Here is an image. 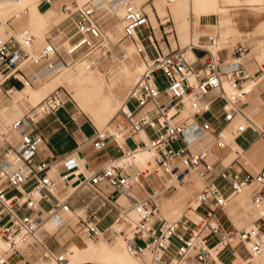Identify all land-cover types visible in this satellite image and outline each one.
<instances>
[{
	"label": "built area",
	"instance_id": "obj_1",
	"mask_svg": "<svg viewBox=\"0 0 264 264\" xmlns=\"http://www.w3.org/2000/svg\"><path fill=\"white\" fill-rule=\"evenodd\" d=\"M173 1L166 0L168 4ZM113 3L123 8L121 39L134 43L142 70L118 111L127 125L113 133L106 128L95 129L93 136L82 144L100 151L111 140L121 149L124 139H132L146 128L151 136L146 141L139 139L130 150H121L119 158L107 161L87 176L78 166L77 149L48 162L39 156L43 139L34 124L42 115L63 108L65 101L58 88L12 123L9 131L13 137L5 138L0 133V243L6 244L5 249L0 247V264H7V256L28 245L39 247L41 259L48 264H68L64 255L50 251L38 234L53 236L72 219L80 237H102L107 242L121 237L127 252L137 259H146L147 264H186L190 259L206 264L236 240L246 247L250 258L258 257L264 251V164L253 174L235 166L243 154L236 140L245 132L250 131L264 142V117L255 120L243 109L252 91L246 90L243 83L249 78L252 87L261 84L264 60L249 75L238 61L248 55L247 47L242 43L231 46L229 57L235 62L220 59L219 53L226 50L214 47V36L209 37L208 48L188 44L162 53L152 46L155 55L150 57L133 36L139 28L148 27L147 13L127 0ZM98 10L92 2L83 3L75 11L64 7L67 18L77 16L73 35L76 40L67 52L64 50L70 63L49 37L37 55L29 52L34 36L25 29L0 37V97L16 91L14 84L4 89L10 81L20 82L23 87L29 84L27 79L26 83L20 80L21 66L26 62L43 64L47 71H60L64 65L85 58L87 67L96 66L98 59L94 55L103 56L111 51V42L97 19ZM166 23L172 24L168 17ZM194 49L203 51V56L196 58ZM261 87L258 101L264 111V85ZM211 91L217 92L215 100L223 101V105L220 116L211 114L205 118L214 100L205 104L201 100ZM130 102L134 103L132 109L128 107ZM187 107L190 113L180 117ZM139 112L142 115L135 119ZM235 120L238 122L231 133L236 147H232L224 141L222 132ZM212 121L218 124L213 125ZM174 144L178 147L174 148ZM143 150L152 154L151 171L130 162L134 153ZM226 150L235 157L223 164ZM150 164L147 161V166ZM59 165L63 169L60 173L56 170ZM190 170L198 171L201 189L179 219L167 221L160 215L159 199L175 189L174 182L180 183ZM150 176H164L161 190L151 189L138 196ZM246 186L253 187L250 204L256 216L248 227L221 233L216 212L223 210L230 197ZM42 202L48 205L47 209L41 207ZM109 217V223L100 228ZM48 221L56 223L55 231L44 228ZM171 248L175 254L167 258Z\"/></svg>",
	"mask_w": 264,
	"mask_h": 264
},
{
	"label": "crops",
	"instance_id": "obj_2",
	"mask_svg": "<svg viewBox=\"0 0 264 264\" xmlns=\"http://www.w3.org/2000/svg\"><path fill=\"white\" fill-rule=\"evenodd\" d=\"M100 1H102V0H98L95 2H100ZM111 1L113 3L115 0H110L109 2H111ZM127 1L131 2V0H127ZM135 1L138 2L139 4H142V6H143V2L145 0H135ZM146 2H149V0H147ZM215 2L218 6H226V7L230 6L228 0H215ZM69 3H72V2L70 0H40L37 3V6H36L37 11L43 16V20H44V24L39 28L38 32L41 35V37L43 38L44 43H43V45H41V43H38L37 47H33L34 41H36V39L34 37L33 43L29 49V52L31 54L37 55L40 52V50L47 44L46 37L51 38V40L53 42L54 40H53V37H51V36L53 35L54 32H57V36L59 37L58 42H54V43L56 44V46H58V52L60 53V55L62 54V52H61L62 48L59 45V43H61V40H65L63 42L62 46L64 44L70 45L76 40V38L73 37V35H74V21L76 20L77 16L74 14V15H71L69 18H67L65 16L64 11H63L64 7H69L70 10H72V11L76 10V8H77L76 3L75 4L73 3L75 8H71L68 5ZM93 4H96V3H93ZM142 6H140L139 8H141L146 13H147L146 7H149L151 13H153L152 16L154 18V21L157 23H156V27H154L152 24V21L150 20V17L148 16V18H149L148 27H142V28H139L137 31H135V34H134L135 43L144 47L146 54L150 57L155 55V52H154L152 46H154L156 49L160 50V52H162V53H166L172 49L180 47L178 44V40L177 39L175 40V38H174V34L171 35L172 39H173V43H174L172 46V43L170 41V35H168V32L172 31L171 26H170L171 29L167 32L165 31V28H164V26L168 24V23L164 24V21H165L164 19H166V17H168L170 19V21L172 22V24H171L172 26L174 23L173 19H172V15L169 11V8L167 7V9H165L166 13L164 16L159 17L156 7H151V6L145 5L143 8ZM153 10H155V12ZM201 14H203V13H201ZM204 17H208V16H206V15L200 16L199 15L198 22L201 21V18H204ZM161 19L164 21H161ZM205 26L208 27V26H213V25H210L209 23H207ZM47 27H50L52 30H55V31L51 32V34H49L47 36H44L45 35L44 30ZM161 29H163V32H161ZM20 31H18V32H20ZM158 32L160 33L159 36H157ZM179 40H180V44H184L183 40H182V35H180ZM114 46L112 44H110V47L113 48ZM230 51H231L230 49L223 51V52H225V57L223 59L229 58V60L231 62L232 61L234 62V60H232V58L229 57ZM192 53L194 54V56L196 58H201L204 54L203 51L197 50V49H194V51ZM238 61L241 62L242 59H240ZM244 62H246V61H244ZM55 63H56V61H55ZM195 67L199 68V64H196ZM27 68H30L32 70V72L30 74L26 75L24 72V69H27ZM45 72H47V70L43 64L38 66L36 64L26 62L25 64H23L21 66V73H22L23 77L22 78L19 77V78L22 82H25L26 79L29 80V86H30V85H33L34 83L40 81V79L42 78V76ZM58 72H60V71H58ZM11 82H12L11 84H14L16 87H19L21 84L20 82H17V81H11ZM250 83H252V85H253L252 80H250L248 78L245 80L243 85L248 86ZM261 85H264V79L261 80V84H257L255 87L251 86L252 91H251V94L249 96V102L246 105H243L244 111L247 112L250 115V117H252L253 119L258 120V121L262 120L264 117V111L260 107L259 101H258V94L262 89ZM225 88H226V91H228L226 86H225ZM23 89H24V87L21 90H23ZM21 90H16V91H21ZM40 95H42V94H40ZM25 97H26V101L30 105L32 100H30V98H27L26 95H25ZM216 97H217V92L211 91L206 96H204L203 99L201 100L202 104H205L207 102L214 100L213 104L211 105L210 114L209 113L205 114L204 115L205 118H210L211 114H213L215 116H220L221 106L223 105V101L215 100ZM27 111H29V108ZM59 111H61V110H59ZM26 112L24 111L20 116L13 114L10 116L11 117L10 120L14 121V118L16 120V119L20 118L21 116H23V114H25ZM57 113L50 114V115H54L55 118L52 121L47 122L43 126V128H38V124L41 123L43 120H45L50 115L41 118L40 120H38L34 124V128H35L36 132H38L42 136V139H43L42 144L39 146V151H38L39 156L46 159L48 162L53 161L55 158L58 159L64 155H66L67 153L77 149L78 150L77 156L79 159L78 160V166L80 167V170L82 171L83 175L87 176L90 171L96 170L97 168H99L103 164H105L107 161L119 158L121 156V153H122L121 150H123V151L130 150L134 146L133 145L132 147H129L126 144L127 140H129V138L124 139V142L121 145V149H119L115 145V143L110 140L103 150L95 151L92 149V147L89 144H85V145L82 144L83 141L89 140L93 136L95 130H93V129L90 130L89 127H87L88 129L86 132L84 122L78 121L74 117V115L66 113L63 115V117L60 118L59 116H57ZM189 113H190V110L187 107L183 110L180 117H185ZM141 115H142V112L135 114V119H138ZM13 121H10V122L5 121V120L2 121L3 124L6 125L7 129L5 130V132L0 131V133L4 134L5 138H10V137H13V135H14V134H12L11 131H9L10 125ZM237 122H238V120H235L232 123L228 124L226 129L223 131V135L229 134V132H230L229 129H231L232 127L234 128V126L236 125ZM218 123H219V120H218ZM218 123L215 121H212L213 125H217ZM126 125L127 124L122 121L121 116L118 113H116L109 120V122L106 124L105 128L108 130V132L113 133L115 131L122 130ZM150 136H151V133L147 134L146 129H144V131L142 133L135 135L132 138V140L134 141V144H135V142H138L139 139L146 141L147 139L150 138ZM254 137L255 138L253 139V141H251L249 143V145H247L246 147L239 146L237 143V140H236V145L243 151V154H242V158L238 160V164H236L235 168L243 170L245 172L247 171L251 174L256 173V172H254V168L261 164V158L260 159L258 157L253 158V155H254L253 150L260 146L259 145V139H257L255 135H254ZM234 144H235L234 142L231 143L232 147H235ZM108 147H110V149H112V151L118 152V154L116 156H112L110 154L109 149H107ZM143 153H145V152L135 153L133 155L132 159H130V162L135 164L137 167H139L141 169L148 167L149 171H151L152 166H153L152 154L150 153V154L143 155V156L139 155V154H143ZM230 154H231V156H228V157H226V155H225V157L223 159V164L224 163L226 164V163L230 162L232 159H234L235 155L232 152ZM220 155L222 156V155H224V153L221 152ZM147 161H151V164L149 166H147ZM56 170L59 173L63 171V169L60 165L58 166V168ZM52 175L55 176V174H52ZM151 178H153V177L147 178V180H146L147 186H145L144 191H138V196H140V197L143 196L145 193H148L151 189L152 190H161L162 185H163L164 176H162V178H157V177L153 178V179H155V183L150 182ZM58 189L59 190L61 189L60 185H59ZM245 191L246 190H244L243 192H240L241 197L243 199L245 197L243 194ZM77 203H79V201ZM162 209L167 213V215L173 216V217L176 216L178 214V208L176 207V197L168 199L167 201H165L162 204ZM215 216H216L218 223L220 224V232L221 233H226V232H229V231L233 230L234 228H236L232 225L231 226L229 225V223H231V220L229 219L228 215L225 213L224 209L217 211ZM179 217L176 219H179ZM65 219H67V218H65ZM164 219H166V218H164ZM110 220H111V217L104 220V222L102 223L101 226L107 225ZM238 220H239V218H238ZM47 223H49V222H47ZM73 223H74V220L72 219V220H70V223H68V226H66V228H68L67 231L69 232L68 233L69 237L66 239L61 235V231L63 229H60L61 231L59 230L60 232L58 231L53 236H51L49 234H45L43 232H40L38 234V238L40 240H42L45 243L46 247L50 251H52L53 253L64 255L66 248H67V245H69L70 243L74 244L77 247H82L85 245V241H84L85 238L80 237L76 233V228L73 226ZM45 225H44V227H45ZM55 225H56V223H55ZM100 238L104 239L102 237H99V238L90 239V240H97ZM74 239L81 240V244L80 245L76 244L74 242ZM87 239H89V238H87ZM22 247L26 248L27 254H24L20 251L22 249ZM174 254H175V249L171 248L167 258H172L174 256ZM253 259L254 258H250V256L248 255L246 247L241 242L236 240V241L230 243L218 256H215L212 260H209L206 264H264V251L258 257H256L254 260ZM6 261H7V264H38L41 262L43 264H48V262L43 261L41 259V249L39 247L33 246V245L19 247L17 250V253L10 255V256H7ZM76 264H94V263L87 261V262H80V263H76ZM186 264H199V263L194 259H190V260H188V262Z\"/></svg>",
	"mask_w": 264,
	"mask_h": 264
},
{
	"label": "rangeland",
	"instance_id": "obj_3",
	"mask_svg": "<svg viewBox=\"0 0 264 264\" xmlns=\"http://www.w3.org/2000/svg\"><path fill=\"white\" fill-rule=\"evenodd\" d=\"M40 0H38L34 5H35V11H37V3ZM72 3H69L68 5L71 8H75L74 4L76 3V6L79 7L81 4H83L84 2H93L96 3L99 10L96 12L97 15V19L99 20V23L102 27L103 32L107 35L109 41L111 42V44L114 46L116 44H125V45H134V43L132 44L131 41L129 40H123L121 39V22H120V18H121V9L120 12L118 14H115L113 11H109V9L107 8L108 6V2L110 0H102L100 2H95V0H70ZM147 0H145L143 2V6L142 4H139L138 2H136L135 0H131L132 4H134L137 7L142 6L144 8L145 5L151 6V7H155L156 3H159L160 5H162V10H163V14L160 15V13L158 12L159 17H162L165 15L166 11L165 9H167V7L169 8V11L172 15V12L170 10V6L169 4H166L165 1L163 0H159V1H155V0H149V2H146ZM74 3V4H73ZM151 4V5H150ZM202 9H204V11L206 13L200 14V16L202 15H206L208 17H204L201 18V21H199V24H201L198 28H195L194 31H196L198 33V38H197V42L199 46L203 47V48H208L210 45V41H209V37H215L214 41H215V48H219V49H231V46L234 44H238V43H242L244 44L245 47H247V53L248 55L245 58H242V63L243 65L246 67L247 70V74L252 75L253 72H255V70L257 69V65L262 63L264 60V57H261V48L264 47V27L260 28L259 24L261 21H264V10L258 9V6H241L240 8H242V10L238 11V12H234L236 14L231 15L230 18H232V23H231V27L232 32L231 35L230 33L228 34H220L219 30L215 27H206L205 25L207 23H209L210 25H216L217 23V18H219L218 15V11H217V4L215 3V7L212 8V12L209 13L210 11V7L207 5H202L201 6ZM105 10V11H104ZM145 10V9H144ZM146 11V10H145ZM155 12V10H153ZM215 11V12H214ZM39 13V12H38ZM59 13V12H58ZM168 13V12H167ZM217 13V14H216ZM40 14V13H39ZM115 14V15H114ZM148 16L151 17L152 15H150L149 12H147ZM41 15V14H40ZM42 16V15H41ZM26 16H18V17H12L10 19H8L5 23H2L0 21V33H2L0 35L1 38L6 37L9 34H16L18 31L26 29L28 30L32 35H34L36 41H34V45L37 44V41H39L38 39H43L41 37V35H37L35 34L29 27V22L27 20V18H25ZM43 17V16H42ZM63 17V16H62ZM172 19H173V15H172ZM165 20V19H164ZM161 19V21H164ZM174 22V19H173ZM175 23V22H174ZM173 23V26L171 24H167L164 26L165 31H169L172 28L171 32H168V35H170V41L172 43L173 46V39H172V34H174V38L175 40H178V44L180 47H184L186 45H188V42H185L184 44H180V35H185V31L180 29L177 24ZM171 26V28H170ZM2 31V32H1ZM55 30H52L50 27H47L44 30L45 35L47 36L49 34H51V32H54ZM220 31H225V28H221ZM161 32H163V29H161ZM55 33V34H54ZM53 35L51 37H53V42H58V36H57V32H54ZM193 33V32H192ZM159 32L157 34V36H159ZM241 36V37H240ZM224 38V39H223ZM219 39V40H218ZM224 40V42H223ZM65 40H61V43H59L60 47L62 48V57L63 59L70 63V57L64 53V47L66 46V44H63ZM44 41L42 40L41 45H43ZM224 43V46H222L221 44ZM227 43V44H226ZM33 45V46H34ZM135 47V45H134ZM112 48V47H110ZM114 48V47H113ZM112 48V49H113ZM226 48V49H225ZM102 54H95L94 56L98 59L97 61V65L89 68V70H91V73L93 75H97V74H101L103 75L105 81L109 82H113L114 86H117L118 84H120L123 79H124V71L121 69V65L119 62L115 61L112 57H111V51L108 54H105L103 56H101ZM225 57V52L221 51L219 53V58L223 59ZM134 59L136 63L140 64V59L136 54V51H134ZM89 60V59H88ZM86 58L82 59L80 61H75L73 64L67 66L64 65V68H61L60 73H62L63 70L65 69H73L74 67H78V65L80 63L86 62ZM246 61V62H244ZM235 62V61H234ZM141 65V64H140ZM76 67V68H77ZM25 74H30L32 72V70L30 68L24 69ZM56 72V70H54V73ZM54 73L52 75H54ZM46 73L43 74L42 78L40 79V81L34 83L33 85H30L32 89H38L39 86L42 85V83L44 82V80L46 78H44ZM264 79V77H262V80ZM263 82V81H262ZM11 81L10 84H5L4 89H7L9 85H11ZM134 83H132L131 85L127 86L124 91L121 93V98H125L129 91V89L133 86ZM249 86H252V84H249ZM23 88V86L20 84L19 87H16V90H21ZM56 88H58L60 90V94L62 95L63 100L65 101V104L63 105V108L60 109L61 111H57L55 113H57V116H59L60 118L63 117L64 114L68 113V114H72L74 115V117L78 120V121H82L85 124V131L87 132V127H89L90 130H95V129H105L104 125H98L96 124L97 122V116L94 117L92 116L93 114L90 112H83L80 111L74 101L71 99L70 95V90L71 89H67L68 86L66 85H60L57 86ZM56 88H52L51 90H49L47 93H44L42 95L39 96H35V94L30 93V92H26V96L27 98H30V100H32L31 104L27 107L26 111L29 110L37 103L39 102L42 98L45 97V95L49 94L52 90L56 89ZM245 88L247 90L250 89V87H248L247 85L245 86ZM15 90L13 91L12 94H10V96H1L0 97V131L5 132V130L7 129L6 125L3 124L2 119L4 117V115L9 111L8 108H10V105L12 101L15 100L16 94L14 93ZM69 92V93H68ZM3 95V94H2ZM7 107V110L4 111V108ZM128 107L129 109H132L134 107V103L130 102L128 103ZM25 111V112H26ZM118 113V112H117ZM89 114V115H88ZM92 114V115H91ZM50 115V114H48ZM48 115H42L38 120H40L41 118L48 116ZM55 118L54 115H50L49 117H47L45 120H43L41 123L38 124V128H43V126L47 123L52 121ZM8 126V125H7ZM233 127L230 130V133L232 132ZM146 133L150 134L151 131L150 129L146 128ZM226 138H229L231 136L229 134L225 135ZM254 134H252L250 131L245 132L241 137H239L237 139V143L239 146L241 147H246L247 145H249V143L251 141H253L254 139ZM228 139V140H229ZM208 140L213 143V139L212 138H208ZM84 142V141H83ZM259 143L264 144L263 141L259 140ZM126 144L129 147H132L134 145V141L132 139L127 140ZM235 145V144H234ZM178 145L174 144V148H177ZM236 147V145H235ZM238 148V147H237ZM107 149H109L110 154L112 156H116L118 154V152L116 151H112V149H110V147H108ZM149 152V151H148ZM226 157L231 156V152L226 150ZM150 154V152H149ZM231 158V157H230ZM264 162H261L260 165L256 166L254 168V172H257L261 166L263 165ZM225 164V163H224ZM155 178V176H150ZM149 177V178H150ZM193 177V178H192ZM151 178L150 182L151 183H155V179ZM163 183H165V180L163 179ZM175 184V189L170 190L169 192H167L166 194H164L162 197H160V203H159V210H160V214L166 218L168 221H172L175 220L176 218H178L180 215L184 214L185 211V207L187 205V203L198 193V191L201 189L202 186V180L199 176V173L197 170H190L188 171V174L184 177V179L180 182H174ZM253 192V187H250L248 189H246V191L243 193L244 194V199L241 197V194L238 193L232 197H230L228 204L225 206L224 211L225 213L228 215L229 219L231 220V223H229V225L234 226L236 228H244V227H248L253 218L256 216L255 211L253 210L251 204H250V195ZM250 193V194H249ZM176 197V207L178 208V214L176 216H169L167 215V213L162 209V204L167 201L168 199L174 198ZM243 199V200H242ZM41 207L43 209H47L48 205L45 204L44 202H42ZM239 218V220H238ZM100 226V228L104 227ZM56 229V227L54 228ZM54 229L50 230V232H53ZM63 230L61 231V235L66 239L69 237V232L67 231L68 228L64 227L62 228ZM59 231V232H60ZM117 238L113 241V242H107L104 239H97V240H90L85 238V245L82 247H85L86 245L88 246H92L95 248H99L100 247V243L101 242H105L107 243V245L109 246H114L115 242H116ZM74 242L78 245L81 244V240L79 239H74ZM123 243V240H122ZM95 245V246H93ZM68 246V245H67ZM118 247V251L123 252L125 251L124 248V243ZM81 248V247H79ZM22 253L27 254L26 253V248L22 247V249L20 250ZM65 257V255H64ZM129 258L136 264H147V260L146 259H137L133 256H129ZM255 259V258H254ZM253 259V260H254ZM12 261V260H11ZM38 264H43L38 263Z\"/></svg>",
	"mask_w": 264,
	"mask_h": 264
},
{
	"label": "bare ground",
	"instance_id": "obj_4",
	"mask_svg": "<svg viewBox=\"0 0 264 264\" xmlns=\"http://www.w3.org/2000/svg\"><path fill=\"white\" fill-rule=\"evenodd\" d=\"M37 1L38 0H0V21L2 23H5L8 19L12 17H18L24 15L26 16L25 18H27L29 22L28 25L30 29L35 34L40 35L38 30L44 24V20L43 17L38 12L35 11L34 4ZM155 1H159V0H155ZM163 1H165V3L168 4L166 0ZM228 1L230 4L229 7L217 5V11L219 15V18H217L218 20L216 22L217 24L213 26H208V27L217 28L220 34L230 33L231 35L233 29L232 27L234 26L231 27L232 18H230V16L236 14L234 12H238L242 10V8H240L241 6H251V7L258 6V9L264 10V0H228ZM215 3H216L215 0H174L172 3H169L174 22L177 24V26L180 29L185 31L184 32L185 35H182L183 43L188 42V44H193L194 46H198L197 38L199 35L196 31H194V29L198 28L201 25L198 22L199 15L201 13H206L204 9L201 8V6L202 5L209 6L210 7L209 13H211L212 8L215 7ZM155 7L157 11L160 13V15H162L163 14L162 5L156 3ZM107 8L109 9L110 12L113 11L115 14H118L120 12V9H121V14L123 12L122 6L112 3V1L108 3ZM146 10L147 12L150 13V15L153 14L151 13L149 7H146ZM151 21L153 26L156 27L157 22L154 21L153 16L151 17ZM258 24L260 28L264 27V21H261ZM222 27L225 28V31L221 32L220 29ZM1 34L2 33H0V35ZM38 40L39 41H37V44L41 43L43 39L42 40L38 39ZM37 44L34 45L33 47H37L38 46ZM221 45L224 46V43H222ZM69 48L70 46L66 44L64 50L67 52ZM134 51H135L134 45L132 46L130 44L128 45L116 44L114 48L111 49V57L115 61L120 63L121 69L124 71L123 74L125 75L123 81L117 86H114L113 82L111 81L106 82L103 75L101 74L93 75L85 62L80 63L78 67L76 66L77 68L74 67L73 69H65L60 74L58 71L54 73V70L45 72L46 74L44 75L45 76L44 78L46 79L44 80L42 85L38 87V89L36 90L32 89L29 86V84H25L23 90L14 92L16 94L15 100L12 101L10 105H8L10 106V108H8L9 111L4 115L2 121L3 120L9 122L13 121L10 120L11 115L16 114L17 116H20L24 111H26L27 107L29 106L25 97V95L27 94L26 92H30L35 94V96H39L40 94L48 92L52 88H56L57 86L60 85H66L68 86L67 89H71L69 91L70 92L69 96L74 101L76 107L80 111L90 112L93 114V115L91 114L92 116L94 115H95L94 117L97 116L98 118L96 124L104 125L106 127V124L109 122V120L124 105V101L126 97L121 98L122 97L121 93L124 91V89L127 86L131 85L132 83H135L138 75L142 70L141 65L135 62ZM261 57H264V47L261 48ZM53 73L54 75H52ZM224 85L228 89L227 92H229L230 89L228 88V86L226 84ZM248 87L251 86L248 85ZM251 89L252 87L249 90ZM5 110H7V107L4 108V111ZM16 120L14 118L13 122H15ZM229 135L231 136L230 132ZM222 136L225 142H228L230 144L233 142L232 136L230 137V139L226 138V136L223 135V132H222ZM259 145L260 146L258 148H255L253 150L254 153L253 158L256 157H258L259 159L261 158V162H264V144L259 143ZM141 152H145V153L139 154L140 156L149 154V152L148 151L146 152L145 150L136 153H141ZM248 188L250 187L246 186L240 192H243ZM131 215L134 216L133 213H131ZM48 222L49 223L46 222L47 224L45 223L46 225L44 224L45 225L44 228L48 231H50L51 229L53 230L56 227L55 223L53 221H48ZM122 244L123 243L121 237H117L114 246H109L107 245V243L101 242L99 248H95L88 245L79 248L74 244L70 243L67 246L64 255L68 264H76L87 261L92 262L94 264H136L129 258V256L131 255L127 252L126 249L123 252L118 251L117 245L121 246ZM0 247L2 249H5L6 244L3 242L0 243Z\"/></svg>",
	"mask_w": 264,
	"mask_h": 264
}]
</instances>
